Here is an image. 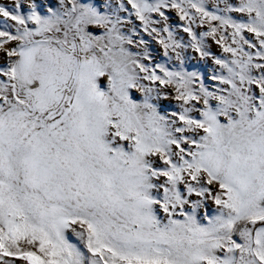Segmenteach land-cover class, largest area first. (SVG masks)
<instances>
[{
	"label": "snow or ice",
	"instance_id": "1",
	"mask_svg": "<svg viewBox=\"0 0 264 264\" xmlns=\"http://www.w3.org/2000/svg\"><path fill=\"white\" fill-rule=\"evenodd\" d=\"M0 264H264V0H0Z\"/></svg>",
	"mask_w": 264,
	"mask_h": 264
},
{
	"label": "rangeland",
	"instance_id": "2",
	"mask_svg": "<svg viewBox=\"0 0 264 264\" xmlns=\"http://www.w3.org/2000/svg\"><path fill=\"white\" fill-rule=\"evenodd\" d=\"M216 50V48H215V46H213V51H215Z\"/></svg>",
	"mask_w": 264,
	"mask_h": 264
}]
</instances>
